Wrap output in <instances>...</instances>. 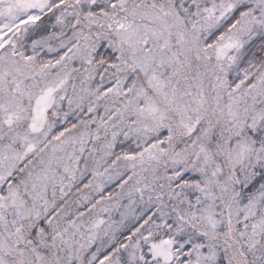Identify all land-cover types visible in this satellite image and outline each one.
<instances>
[{
    "label": "snow or ice",
    "instance_id": "obj_1",
    "mask_svg": "<svg viewBox=\"0 0 264 264\" xmlns=\"http://www.w3.org/2000/svg\"><path fill=\"white\" fill-rule=\"evenodd\" d=\"M0 264H264V0H0Z\"/></svg>",
    "mask_w": 264,
    "mask_h": 264
}]
</instances>
